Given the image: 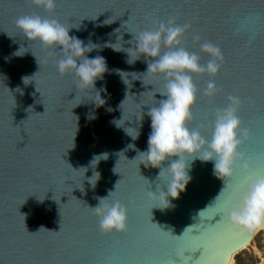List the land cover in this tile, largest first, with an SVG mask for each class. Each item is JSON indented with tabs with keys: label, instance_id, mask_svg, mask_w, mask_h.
Here are the masks:
<instances>
[{
	"label": "water",
	"instance_id": "95a60500",
	"mask_svg": "<svg viewBox=\"0 0 264 264\" xmlns=\"http://www.w3.org/2000/svg\"><path fill=\"white\" fill-rule=\"evenodd\" d=\"M24 14L79 27L69 35L85 43L117 42L125 49L132 47L127 31L169 18L190 24L183 46L205 62L193 40L199 35L221 48L224 64L213 78L222 92L212 100L202 95L209 77L193 75L199 91L188 126L208 125L201 132L209 136L213 109L222 107L228 94L238 96V115L250 132L239 150L255 170L264 168V0H56L51 13L29 0H0V264H231L255 234L247 239L214 211L230 200L245 173L237 166L222 181L213 175L211 161L196 160L173 206L150 209L146 191H155L159 169L138 168L135 156L147 147L145 113L164 99L154 93L163 80L143 74V56L129 64L124 51L93 50L86 55L104 57L108 69L95 81L97 89L106 90L105 105L95 107L90 103L95 89L77 91L71 74L57 73L59 47L27 41L15 27ZM21 45L27 52L12 55ZM125 128H138V138L132 140ZM100 153L107 158L96 165L100 177L92 187L89 161ZM81 167H87L84 177ZM115 184L113 196L128 208L127 230L103 233L89 207Z\"/></svg>",
	"mask_w": 264,
	"mask_h": 264
},
{
	"label": "clouds",
	"instance_id": "9594fccd",
	"mask_svg": "<svg viewBox=\"0 0 264 264\" xmlns=\"http://www.w3.org/2000/svg\"><path fill=\"white\" fill-rule=\"evenodd\" d=\"M29 2L48 13L56 7V0H29ZM13 23L27 41H39L44 48L59 47L60 57L55 60L57 73L60 76L71 74L77 91L90 93L91 89H95V95L90 102L95 107L105 105L101 92L106 90L103 87L97 89L95 81L102 80L103 74L108 69L104 57L96 55L89 58L86 54L110 47L114 51L126 52V62L129 64L143 56L146 62V70L143 74L163 80L162 88L154 93L164 97L158 102L155 101L152 104L155 106L149 107L145 113L150 120L147 147L143 151L137 150L135 156V158L139 157L138 168L143 164L145 168L159 169L155 191H150L149 188L146 191L147 199L152 202L150 209L163 210L172 207L171 200L177 199L191 180L192 164L196 160L211 161L213 175L222 181L223 178L231 177L237 166L245 173L242 183L233 187L230 200L215 207L214 216L217 214L226 216L230 227L238 233H243L247 239L264 230V168L251 170L250 158L239 150L250 135L249 129L242 127L238 115L241 99L236 95L228 94L226 103L222 107L213 109L209 136L201 132V128L208 125L192 128L188 126L193 119L191 109L199 91L193 81V75L209 77L202 90V95L209 100L222 92L213 79L224 64L222 50L217 44L207 40L201 41L199 35H193V40L199 43V52L207 56V60L202 63L198 52L188 51L183 46V37L189 30L190 24H178L174 18H169L166 22L160 21L152 28L136 33L127 31L132 36L127 43L132 47L126 49L116 47L117 42L105 41L100 44L89 40L85 43L76 35H69L72 28L79 29V27H67L51 17L24 14L18 16ZM25 52L27 51H24L21 45L12 55L22 56ZM121 73L124 72H119L120 75ZM29 78L22 77L23 83L28 84ZM122 80L125 83L123 77ZM107 110L111 111V108ZM141 119L142 116L138 121ZM117 121L114 123L120 127ZM124 132L132 140L139 136L138 128L134 132L125 128ZM106 158L107 153L94 154L89 161L93 172L87 180L92 187L100 177L95 167L99 161ZM166 160L167 166H162ZM79 169H83L84 177L87 167ZM145 180L149 184L148 179ZM116 184L114 191H109L105 197H99L95 207H89L91 213L97 217L98 227L103 233L127 230L128 208L119 198L113 196ZM201 214L202 210L198 215ZM258 260L259 264H264V259L258 258Z\"/></svg>",
	"mask_w": 264,
	"mask_h": 264
},
{
	"label": "rangeland",
	"instance_id": "374dc122",
	"mask_svg": "<svg viewBox=\"0 0 264 264\" xmlns=\"http://www.w3.org/2000/svg\"><path fill=\"white\" fill-rule=\"evenodd\" d=\"M257 244L260 246V248L257 247ZM238 253L242 255L245 253L252 254L257 258L256 264H259L258 258L264 259V230L255 233L253 240H251V242ZM231 264H235L234 259Z\"/></svg>",
	"mask_w": 264,
	"mask_h": 264
},
{
	"label": "trees",
	"instance_id": "16d2710c",
	"mask_svg": "<svg viewBox=\"0 0 264 264\" xmlns=\"http://www.w3.org/2000/svg\"><path fill=\"white\" fill-rule=\"evenodd\" d=\"M257 247L260 248V246L257 244ZM256 257L252 254L245 253V254H235L234 255V263L235 264H256Z\"/></svg>",
	"mask_w": 264,
	"mask_h": 264
}]
</instances>
